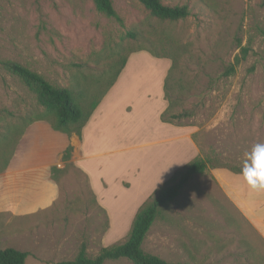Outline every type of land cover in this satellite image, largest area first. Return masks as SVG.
Listing matches in <instances>:
<instances>
[{"label": "rangeland", "instance_id": "obj_1", "mask_svg": "<svg viewBox=\"0 0 264 264\" xmlns=\"http://www.w3.org/2000/svg\"><path fill=\"white\" fill-rule=\"evenodd\" d=\"M112 1L120 21L98 13L92 0H0V62L72 90L84 109L110 91V146L102 150L110 155L90 162L93 185L74 166L72 148L52 173L59 200L28 221L1 220L0 250L29 253L26 264H58L74 260L86 244L96 257L126 242L143 205L201 158L209 162L207 174L193 176L163 208L144 251L174 264H264L263 238L213 175L215 168L240 175L245 154L264 144V7L258 0H162L191 12L170 23L151 17L138 0ZM245 48L246 59L226 77ZM165 86L173 113L193 109V117L170 125L191 132L196 145L194 157L168 170L159 168H168L181 142H166L174 133L158 128L168 125L159 99L165 111ZM0 111L12 113L0 114L2 172L27 128L53 118L1 65Z\"/></svg>", "mask_w": 264, "mask_h": 264}, {"label": "crops", "instance_id": "obj_2", "mask_svg": "<svg viewBox=\"0 0 264 264\" xmlns=\"http://www.w3.org/2000/svg\"><path fill=\"white\" fill-rule=\"evenodd\" d=\"M159 99L162 113L163 99ZM162 125L170 134L174 133L172 137L165 139L166 142H181V147L172 153L174 157L170 159L172 163L168 168L166 165L159 168L168 170L173 165L179 166L180 161L194 157L196 145L188 130L160 123L158 128L162 129ZM69 146L74 149V166L88 176L92 186L89 174L93 170L91 171L90 162L110 155V152L102 151L110 146V91L103 97L80 135L68 136L57 132L45 121L35 122L27 128L13 157L0 172V222L4 218L17 222L28 221L35 214L55 205L60 198V187L52 170L60 167L64 152ZM94 147L96 150H93ZM163 172L155 178L160 177ZM213 175L232 204L264 240V191L251 190L241 174L226 169L215 168ZM97 183L99 181L94 183L95 187L98 186ZM93 192L98 197L94 190ZM104 209L110 214L107 208Z\"/></svg>", "mask_w": 264, "mask_h": 264}, {"label": "trees", "instance_id": "obj_3", "mask_svg": "<svg viewBox=\"0 0 264 264\" xmlns=\"http://www.w3.org/2000/svg\"><path fill=\"white\" fill-rule=\"evenodd\" d=\"M145 11L153 18L162 22H180L184 21L191 14L189 7L168 6L163 4L162 0H138ZM259 5L264 7V0H258ZM93 6L98 13L108 18H114L120 21V18L113 6L112 0H92ZM137 34L130 32L127 37L136 39ZM248 55V49H243L242 57H237L235 64L230 65L225 70V76L230 77L235 73V67ZM127 60L121 62V68L117 72L113 82L109 84L110 90L122 71L125 69ZM0 65L10 74L19 78L23 84L35 95L38 104L43 107L52 120L39 119L35 122L46 121L51 124L52 128L68 136L73 134L80 135L86 124L91 119L93 113L98 108L102 98L94 100L88 109H84L81 103L77 101L76 94L67 88L56 86L50 83L44 76L13 61L0 62ZM167 87L165 86V99L168 101V107L161 115V121L167 124L180 125L184 119H190L194 116L193 109L183 110L182 113H173V104L168 99ZM107 90V91H108ZM11 112L0 111V114ZM33 122V123H35ZM32 123V124H33ZM25 134V132H24ZM24 134L22 136H24ZM72 147L69 146L63 155V160H70ZM8 163L6 164V166ZM54 169L52 173H54ZM209 170V162L206 159H195L191 162L187 170L182 174H175L170 183L162 187L157 196L145 203L136 214L131 233L126 242L120 245L103 248L96 257H90L87 253V246L83 244L77 257L71 261H63L58 264H105L108 261H117L125 259L132 264H174L166 260L146 253L143 249L144 242L153 227L156 220L161 215L163 208L173 203L180 195L182 189L187 185L190 179L195 175H206ZM29 253L19 251L13 248L0 250V264H26Z\"/></svg>", "mask_w": 264, "mask_h": 264}, {"label": "clouds", "instance_id": "obj_4", "mask_svg": "<svg viewBox=\"0 0 264 264\" xmlns=\"http://www.w3.org/2000/svg\"><path fill=\"white\" fill-rule=\"evenodd\" d=\"M246 160L241 175L251 190L264 191V144H258L250 154H245Z\"/></svg>", "mask_w": 264, "mask_h": 264}]
</instances>
